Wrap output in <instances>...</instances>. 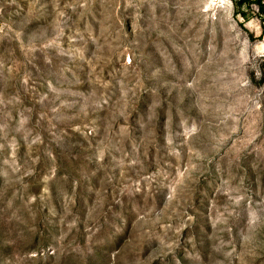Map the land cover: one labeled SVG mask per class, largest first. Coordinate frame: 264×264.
I'll return each mask as SVG.
<instances>
[{
  "label": "rangeland",
  "instance_id": "374dc122",
  "mask_svg": "<svg viewBox=\"0 0 264 264\" xmlns=\"http://www.w3.org/2000/svg\"><path fill=\"white\" fill-rule=\"evenodd\" d=\"M213 0H0V264H264V47Z\"/></svg>",
  "mask_w": 264,
  "mask_h": 264
},
{
  "label": "built area",
  "instance_id": "2783aa9c",
  "mask_svg": "<svg viewBox=\"0 0 264 264\" xmlns=\"http://www.w3.org/2000/svg\"><path fill=\"white\" fill-rule=\"evenodd\" d=\"M218 7L239 4L249 16V25L260 36V45L264 47V0H213Z\"/></svg>",
  "mask_w": 264,
  "mask_h": 264
}]
</instances>
